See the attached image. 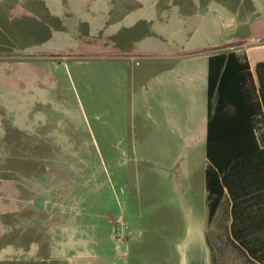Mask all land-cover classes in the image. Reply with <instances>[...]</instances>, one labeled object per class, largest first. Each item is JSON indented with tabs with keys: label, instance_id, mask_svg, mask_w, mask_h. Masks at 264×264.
Returning a JSON list of instances; mask_svg holds the SVG:
<instances>
[{
	"label": "rangeland",
	"instance_id": "rangeland-1",
	"mask_svg": "<svg viewBox=\"0 0 264 264\" xmlns=\"http://www.w3.org/2000/svg\"><path fill=\"white\" fill-rule=\"evenodd\" d=\"M231 4L247 24L222 38L264 42V11L251 0ZM78 5L0 0V250L14 248L0 264H253L225 222L208 223L202 136L192 218L168 188L174 167L187 161L178 154L194 142L180 138V127L197 111L166 102L165 73L187 69L196 80L206 51H143L151 23L104 28L91 6ZM156 79L162 86L151 92ZM192 184L199 187L196 176ZM53 216L61 221L54 252L42 239Z\"/></svg>",
	"mask_w": 264,
	"mask_h": 264
},
{
	"label": "crops",
	"instance_id": "crops-1",
	"mask_svg": "<svg viewBox=\"0 0 264 264\" xmlns=\"http://www.w3.org/2000/svg\"><path fill=\"white\" fill-rule=\"evenodd\" d=\"M232 0H78V7L85 4L86 7H90V12L95 13L96 24L107 28L109 22L112 20H120L124 24L129 23L130 26H134L135 23L140 21L148 22L153 25V32L147 33L145 38L149 40L148 47L143 51L150 53H158L161 51H167L178 49V47L186 46L188 50H200V53L206 51L205 56H200L204 60V70L197 72L196 80L194 79V72L187 69L172 70L165 73V95L166 102L172 101L174 103L181 102L187 105V111H191L196 108V113H189L187 122H182L180 127V138L185 141L193 142L188 147L184 146L180 156L186 157L187 161L183 165H176L170 178L168 177V188L171 189L179 200L181 205H186L185 214L193 215V201L190 199H200V136H202L203 147L202 157L203 163L201 168L202 179V196L205 204V209L208 216V207L206 203L207 188L205 180V171L209 165L207 158V136H208V60L209 57L216 53L228 52L229 48H233L239 54H246L248 62L252 71L258 62L264 61V51L257 52L264 49V42L258 44H252V40L247 37L243 38L239 42L234 40H224L222 38V30H236L238 27H243L246 23L245 19L241 18L240 11L234 8L231 4ZM251 3L257 5L261 12L264 11V0H251ZM143 13L144 16L138 17L137 14ZM159 13L167 14L163 19H157ZM183 13L185 15H183ZM244 13V10H243ZM240 16V21L238 17ZM242 20V21H241ZM107 24V25H106ZM247 24V23H246ZM189 28L191 34H189ZM172 43H170V42ZM173 45L175 47H173ZM146 49V50H145ZM151 81V80H150ZM161 82L158 84V79L155 82H150V91L153 92L154 87L159 90ZM194 86L196 91L194 92ZM171 98V100L169 99ZM185 105V106H186ZM175 133H178L179 121L177 118L172 121ZM177 126H176V125ZM184 125L187 126L184 128ZM253 134L249 132L248 136L250 140ZM247 137V136H246ZM255 141L258 148H264V133L255 132ZM241 136H238L239 146L244 147V143L241 144ZM249 144V143H248ZM193 145L196 146L197 164L194 165L193 160L190 158L195 156V152L192 149ZM253 146V143H252ZM216 148V147H215ZM237 152H241V149ZM213 150V153L216 154ZM259 163V162H258ZM260 164V163H259ZM196 169V170H195ZM196 176L198 188L194 189L192 184L193 177ZM240 177V176H239ZM243 181H246L245 188L247 193L239 199L235 215L237 219L248 220L250 222H261L260 227L254 228V230L246 231L245 236L255 237L260 236L264 238V167L262 165H254L250 174L242 177ZM238 188L240 187L237 185ZM195 190L196 192H191ZM241 189L237 193H242ZM198 198V199H197ZM12 198L9 200L11 202ZM22 201V199L20 200ZM14 204V202L12 201ZM233 200L225 188L224 196L220 202V205L215 213L213 221L225 222V228L231 235V238L238 245L246 259L251 260L253 264H260L251 258L248 251L244 249L233 237L232 234V221L234 220V208ZM13 208V206H12ZM14 209H10L9 229L13 231ZM19 214V213H18ZM17 214V215H18ZM52 225L42 237L45 240L47 235V249H57L56 240L57 230L60 229L61 221L59 216H53ZM236 218V216H235ZM48 219V218H47ZM49 220V219H48ZM45 218L41 220V230L43 231L45 225ZM22 232L20 233V235ZM43 240L40 241V245H44ZM56 245V246H55ZM13 245L0 250V263L6 262L7 257L13 256ZM38 246V247H37ZM34 247L31 252L33 254H40L42 250L39 245ZM58 250V249H57ZM256 251V249H254ZM14 251H18L17 249ZM54 252V251H53ZM52 252V253H53ZM58 252V251H57ZM56 252V253H57Z\"/></svg>",
	"mask_w": 264,
	"mask_h": 264
},
{
	"label": "trees",
	"instance_id": "trees-1",
	"mask_svg": "<svg viewBox=\"0 0 264 264\" xmlns=\"http://www.w3.org/2000/svg\"><path fill=\"white\" fill-rule=\"evenodd\" d=\"M207 94L209 165L205 180L208 221L211 222L225 188L234 202L235 215L239 199L247 193L242 177L250 174L255 164L264 167V148H258L254 137L255 132L264 133V61L258 62L252 71L246 54L228 51L211 55ZM249 132L253 134L251 140ZM238 136L243 138L244 147H238ZM239 148L241 152H237ZM239 183L242 188H238ZM239 189L243 191L240 194ZM235 216L232 221L234 239L251 258L264 264V238L245 236L246 231L260 227L261 222L239 220Z\"/></svg>",
	"mask_w": 264,
	"mask_h": 264
},
{
	"label": "flooded vegetation",
	"instance_id": "flooded-vegetation-1",
	"mask_svg": "<svg viewBox=\"0 0 264 264\" xmlns=\"http://www.w3.org/2000/svg\"><path fill=\"white\" fill-rule=\"evenodd\" d=\"M188 264H205V262L202 260V258H200V260L190 259Z\"/></svg>",
	"mask_w": 264,
	"mask_h": 264
}]
</instances>
